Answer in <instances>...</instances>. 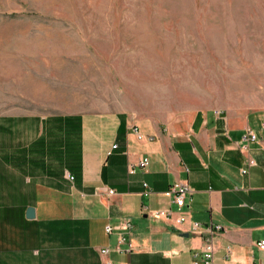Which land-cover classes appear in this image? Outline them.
I'll use <instances>...</instances> for the list:
<instances>
[{"label": "crops", "instance_id": "1", "mask_svg": "<svg viewBox=\"0 0 264 264\" xmlns=\"http://www.w3.org/2000/svg\"><path fill=\"white\" fill-rule=\"evenodd\" d=\"M263 123L210 109L156 127L123 112L0 115V264H190L207 241L212 264H263ZM246 131L259 143L241 150ZM174 181L190 189L182 222L151 217L176 210Z\"/></svg>", "mask_w": 264, "mask_h": 264}, {"label": "rangeland", "instance_id": "2", "mask_svg": "<svg viewBox=\"0 0 264 264\" xmlns=\"http://www.w3.org/2000/svg\"><path fill=\"white\" fill-rule=\"evenodd\" d=\"M206 109L264 112V0H0V115Z\"/></svg>", "mask_w": 264, "mask_h": 264}, {"label": "built area", "instance_id": "3", "mask_svg": "<svg viewBox=\"0 0 264 264\" xmlns=\"http://www.w3.org/2000/svg\"><path fill=\"white\" fill-rule=\"evenodd\" d=\"M262 128H264V123L262 124ZM242 144L240 146L241 150H245L247 143L248 142H256L259 143V139L257 138V136L250 132V131H246V133L243 134L242 136ZM262 150H264V145H261ZM148 163V159L146 157H142L141 159H139L137 161V166L140 168H144ZM246 167H249L250 165H253V160L251 158H246L245 161ZM246 167L241 168L240 172L241 173H245ZM128 173H133V168L130 166L127 169ZM66 177L68 180L72 179V176L66 174ZM113 191L111 189L107 190V194H111ZM190 192V189L188 187V184L186 183V181H174L173 183H171V185L163 192L164 195H166L169 198V201L171 203H174L176 205V210L175 211H170V210H157V211H151L150 212V216L155 218V219H159V218H164V219H169L171 218V214L177 213L179 214V216L177 215V217L174 219L175 223H181L182 222V214H181V210H179V208H181L184 203H185V199L187 198L188 194ZM130 226L128 219H124L123 221H121V224L119 225V227L122 228H128ZM190 227L192 230H199L200 227L198 225V223L196 222H192L190 224ZM215 230L219 229V226H215L214 227ZM113 229L112 226L110 225H105L104 226V232L109 233L111 230ZM205 230L207 232H211L210 227H206ZM255 246L257 247V249H259L260 251L264 252V238L260 239L259 241H257L255 243ZM107 252L106 248H101L99 249V253L101 255L105 254ZM212 245L210 243V241H207L206 243H204V246L202 248V257L201 260H195L193 259L191 261L190 264H212ZM103 264H111L109 261H104ZM264 264V263H263Z\"/></svg>", "mask_w": 264, "mask_h": 264}, {"label": "water", "instance_id": "4", "mask_svg": "<svg viewBox=\"0 0 264 264\" xmlns=\"http://www.w3.org/2000/svg\"><path fill=\"white\" fill-rule=\"evenodd\" d=\"M25 215H26V217L31 218L33 216V209L31 207H28L26 209Z\"/></svg>", "mask_w": 264, "mask_h": 264}]
</instances>
